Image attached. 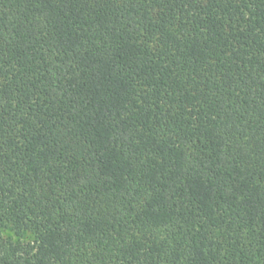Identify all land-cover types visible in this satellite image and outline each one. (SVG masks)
Wrapping results in <instances>:
<instances>
[{
	"label": "trees",
	"instance_id": "1",
	"mask_svg": "<svg viewBox=\"0 0 264 264\" xmlns=\"http://www.w3.org/2000/svg\"><path fill=\"white\" fill-rule=\"evenodd\" d=\"M0 264H264V0H0Z\"/></svg>",
	"mask_w": 264,
	"mask_h": 264
},
{
	"label": "rangeland",
	"instance_id": "2",
	"mask_svg": "<svg viewBox=\"0 0 264 264\" xmlns=\"http://www.w3.org/2000/svg\"><path fill=\"white\" fill-rule=\"evenodd\" d=\"M1 233L6 240H10L15 243H29L32 241V236L29 233H23L20 236H15L8 229H2Z\"/></svg>",
	"mask_w": 264,
	"mask_h": 264
}]
</instances>
